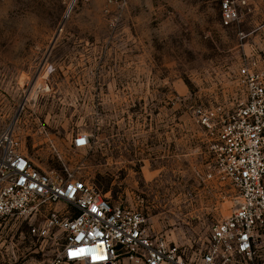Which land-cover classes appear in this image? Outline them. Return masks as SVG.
I'll return each mask as SVG.
<instances>
[{
	"label": "rangeland",
	"instance_id": "rangeland-1",
	"mask_svg": "<svg viewBox=\"0 0 264 264\" xmlns=\"http://www.w3.org/2000/svg\"><path fill=\"white\" fill-rule=\"evenodd\" d=\"M246 1L225 28L217 0H0V129L14 123L37 167L136 208L191 259L237 203L204 180L213 156L194 112L237 108L239 69L264 71V0ZM41 222L0 219V264L55 257L61 235L30 232Z\"/></svg>",
	"mask_w": 264,
	"mask_h": 264
},
{
	"label": "built area",
	"instance_id": "built-area-1",
	"mask_svg": "<svg viewBox=\"0 0 264 264\" xmlns=\"http://www.w3.org/2000/svg\"><path fill=\"white\" fill-rule=\"evenodd\" d=\"M122 10L129 0H105ZM221 25L231 27L246 0H217ZM255 65V64H254ZM243 65L238 71L245 100L235 109H198L194 121L206 138L213 161L204 180L230 186L237 203L214 224L205 246L191 259L162 236L154 235L143 213L112 202L93 183L74 173L58 175L37 167L21 151L12 123L0 129V219H41L31 234L61 235L48 264H264V71ZM75 149L88 147L78 136Z\"/></svg>",
	"mask_w": 264,
	"mask_h": 264
}]
</instances>
